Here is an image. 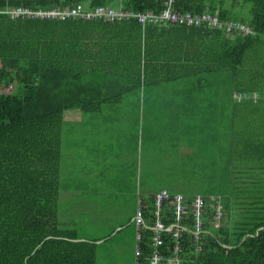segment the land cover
Here are the masks:
<instances>
[{
  "label": "trees",
  "instance_id": "obj_1",
  "mask_svg": "<svg viewBox=\"0 0 264 264\" xmlns=\"http://www.w3.org/2000/svg\"><path fill=\"white\" fill-rule=\"evenodd\" d=\"M114 1L119 6L113 9L133 13L164 7L163 0H0V264H95L96 243L78 240L58 222L65 112H100L119 101L108 95L114 83L105 79L174 81L213 72L232 77L230 163L255 195L246 196L250 209L234 222L229 200H222L221 227L200 252L186 240L181 264H264V0H243L251 5L247 21L234 12L239 0L173 2L179 12H207L248 26L247 35L175 23L143 26L136 17L11 16L21 7L67 9L86 2L93 9ZM234 93L259 97L238 101ZM151 199L143 203L146 217Z\"/></svg>",
  "mask_w": 264,
  "mask_h": 264
},
{
  "label": "rangeland",
  "instance_id": "obj_2",
  "mask_svg": "<svg viewBox=\"0 0 264 264\" xmlns=\"http://www.w3.org/2000/svg\"><path fill=\"white\" fill-rule=\"evenodd\" d=\"M238 2L234 12L247 21L251 5ZM105 81L114 83L108 95L119 101L100 112H65L61 136L59 226L96 243L95 264H134L138 200L148 202L161 190L229 200L232 222L250 209L246 196L255 190L230 163V73ZM150 115L157 128L141 132ZM177 117L183 118L181 132ZM70 185L76 189L65 190Z\"/></svg>",
  "mask_w": 264,
  "mask_h": 264
},
{
  "label": "built area",
  "instance_id": "obj_3",
  "mask_svg": "<svg viewBox=\"0 0 264 264\" xmlns=\"http://www.w3.org/2000/svg\"><path fill=\"white\" fill-rule=\"evenodd\" d=\"M174 0H163V9L154 13L125 12L121 9H111L101 6L87 9L82 4L67 9L33 10L17 8L11 12L14 18L30 19H60L81 18L86 20H103L117 22L136 17L143 26L146 24L175 23L186 26H208L223 29L233 34H251L252 29L238 22L224 21L216 14H192L179 12L173 8ZM259 95L234 93L236 100L253 99ZM149 216L143 202L138 201V207L133 219L136 226V258L134 264H181L184 255L185 242L195 245V251L200 252L203 241L222 225L224 206L221 198L212 196L186 197L182 194H170L162 190L152 198ZM189 235L188 239H185ZM170 245V246H169Z\"/></svg>",
  "mask_w": 264,
  "mask_h": 264
},
{
  "label": "crops",
  "instance_id": "obj_4",
  "mask_svg": "<svg viewBox=\"0 0 264 264\" xmlns=\"http://www.w3.org/2000/svg\"><path fill=\"white\" fill-rule=\"evenodd\" d=\"M176 108H178V107H176ZM178 111V110H177ZM177 114H179L178 112H177ZM176 124H177V126L180 128V132H181V127L183 126V118H178L177 117V120H176ZM155 128H157L156 126H154L153 125V122H152V118H151V115H150V118H148V120H147V122L145 123V124H141L140 125V127H139V130L142 132H144V129H146V130H152V129H155ZM154 131H157V130H154ZM149 132H152V131H146V134L147 133H149ZM142 144V143H141ZM69 188H75V187H73V186H71L70 185V187L69 186H66L65 187V190H67V189H69ZM76 189V188H75ZM59 190L61 191V182H60V184H59ZM60 191H59V194H60Z\"/></svg>",
  "mask_w": 264,
  "mask_h": 264
},
{
  "label": "bare ground",
  "instance_id": "obj_5",
  "mask_svg": "<svg viewBox=\"0 0 264 264\" xmlns=\"http://www.w3.org/2000/svg\"><path fill=\"white\" fill-rule=\"evenodd\" d=\"M104 7H105V6H104ZM102 8H103V6H102ZM108 8H111V7H108ZM111 9H113V8H111ZM114 10H116V9H114ZM161 191H162V190H161ZM159 192H160V191H159ZM159 192H158V193H159ZM156 194H157V193H156ZM156 194H155V195H156ZM177 194H179V193H177ZM172 195H173V194H172ZM184 196H185V195H184ZM213 196H215V195H213ZM153 197H154V195L152 196V198H153ZM186 197H193V196H186ZM201 197H202V196H201ZM209 197H212V196H209ZM209 197H203V198L206 199V198H209ZM218 197H219V196H218ZM220 198H221V197H220ZM139 200H141V199H139ZM139 200H138V201H139ZM151 200H152V199H151ZM141 201L144 203L143 200H141ZM221 201H222V199H221ZM223 211H224V210H223ZM223 218H224V217H223ZM133 222H134V221H133ZM222 222H223V220H222ZM136 247H137V246H136Z\"/></svg>",
  "mask_w": 264,
  "mask_h": 264
}]
</instances>
